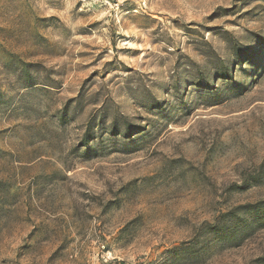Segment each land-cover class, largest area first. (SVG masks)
<instances>
[{"label":"rangeland","instance_id":"374dc122","mask_svg":"<svg viewBox=\"0 0 264 264\" xmlns=\"http://www.w3.org/2000/svg\"><path fill=\"white\" fill-rule=\"evenodd\" d=\"M262 218L264 0H0V264H264Z\"/></svg>","mask_w":264,"mask_h":264},{"label":"trees","instance_id":"16d2710c","mask_svg":"<svg viewBox=\"0 0 264 264\" xmlns=\"http://www.w3.org/2000/svg\"><path fill=\"white\" fill-rule=\"evenodd\" d=\"M260 220V219H259ZM262 220L264 221V218H262ZM259 224L261 225V226H264V222H259Z\"/></svg>","mask_w":264,"mask_h":264}]
</instances>
